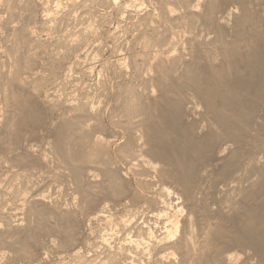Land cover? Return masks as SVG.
Masks as SVG:
<instances>
[{
    "label": "bare ground",
    "instance_id": "bare-ground-1",
    "mask_svg": "<svg viewBox=\"0 0 264 264\" xmlns=\"http://www.w3.org/2000/svg\"><path fill=\"white\" fill-rule=\"evenodd\" d=\"M108 6L0 0V264H264V0L125 9L85 85Z\"/></svg>",
    "mask_w": 264,
    "mask_h": 264
},
{
    "label": "rangeland",
    "instance_id": "rangeland-1",
    "mask_svg": "<svg viewBox=\"0 0 264 264\" xmlns=\"http://www.w3.org/2000/svg\"><path fill=\"white\" fill-rule=\"evenodd\" d=\"M33 1L37 9L36 17L38 21H41L42 15L44 14L45 6L48 5L51 7H55V5L58 4V2L59 5H66L68 0H33ZM118 1L120 5L119 8L116 6H108L105 9H103L101 12H99V14H97L96 16L92 17L89 20L92 21V23L94 24L97 40L94 43L91 42L84 45L79 49L80 50L79 53L77 52L78 57L80 56L79 59L84 61L82 65L84 68L83 70H85L86 72L84 78L85 83L77 79L76 80L77 82H73L75 85L71 84L70 85L71 87L70 86L66 87L67 88L66 90L70 91L71 89H74L75 91L73 93L75 94L76 92L78 93V91L81 89V86H84V85L78 86L79 81L80 83L82 82V84L90 85L99 80L98 78H100V74H98V69L100 68V65H102L105 61H111L113 59V54L111 52V48L109 47L110 44L108 42V38H110V36H112L113 34L119 32L121 27H123V25L125 24L126 17H123L124 18L123 21L119 19L118 17L119 12L125 9L128 11H131L133 9H138L141 10V12H143L142 10L148 9L150 7V0H118ZM124 14L125 13H123L122 15ZM101 18L104 19L103 22L102 20H100ZM38 35L41 39L47 38V33L45 31L40 30L38 32ZM90 67L91 68L94 67V68L90 69ZM95 235L96 234L94 233L91 234V240H94ZM41 243H42L41 249L43 247H46L45 245L46 242H44L43 239L41 240ZM53 256L54 255H52L51 257ZM17 264H22V263L19 261L17 262ZM34 264H37V262L34 261ZM53 264H57V263L55 262Z\"/></svg>",
    "mask_w": 264,
    "mask_h": 264
}]
</instances>
